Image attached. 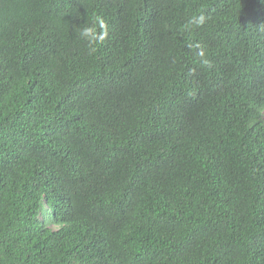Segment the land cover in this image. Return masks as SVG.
<instances>
[{
	"label": "trees",
	"instance_id": "obj_1",
	"mask_svg": "<svg viewBox=\"0 0 264 264\" xmlns=\"http://www.w3.org/2000/svg\"><path fill=\"white\" fill-rule=\"evenodd\" d=\"M0 264H264V0H0Z\"/></svg>",
	"mask_w": 264,
	"mask_h": 264
},
{
	"label": "clouds",
	"instance_id": "obj_2",
	"mask_svg": "<svg viewBox=\"0 0 264 264\" xmlns=\"http://www.w3.org/2000/svg\"><path fill=\"white\" fill-rule=\"evenodd\" d=\"M196 23L203 25L206 23V18L201 15ZM76 31L78 38L86 44L89 55L94 54L110 36L108 22L102 15H96L91 20L84 22L78 26ZM200 55L204 56V53L201 52ZM204 63H207V60Z\"/></svg>",
	"mask_w": 264,
	"mask_h": 264
}]
</instances>
